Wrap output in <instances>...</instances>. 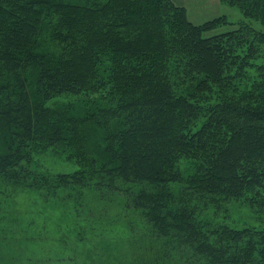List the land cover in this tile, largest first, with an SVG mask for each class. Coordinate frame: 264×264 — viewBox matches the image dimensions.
<instances>
[{"label": "trees", "instance_id": "1", "mask_svg": "<svg viewBox=\"0 0 264 264\" xmlns=\"http://www.w3.org/2000/svg\"><path fill=\"white\" fill-rule=\"evenodd\" d=\"M218 1L242 19L193 23L176 0H0L2 193L120 194L181 264H264V0ZM66 96L79 98L49 105ZM51 147L73 149L81 166L40 171L34 155ZM177 183L183 195L168 190ZM195 195L242 199L263 225L201 219L187 204ZM115 223L101 220L99 244L81 228L69 253L84 252V264H150L143 240L134 260L99 257Z\"/></svg>", "mask_w": 264, "mask_h": 264}, {"label": "rangeland", "instance_id": "2", "mask_svg": "<svg viewBox=\"0 0 264 264\" xmlns=\"http://www.w3.org/2000/svg\"><path fill=\"white\" fill-rule=\"evenodd\" d=\"M176 1L186 7L188 17L193 23H201L218 14H226L232 22H237L243 17L236 7L219 1ZM228 28L230 25H223L207 34L218 33ZM216 96L212 93L206 94L201 97V101L207 103ZM78 98L66 96L50 101L49 105L59 107V105L63 106V103L77 102ZM71 150L73 149L65 147L54 150L51 147L34 155L33 162L40 171L48 174L70 173L81 166V161L77 158L70 159ZM177 184H170L168 190L175 195H183L178 190L181 184ZM9 186L11 187L2 193V183H0V264L3 260H9L13 264H43L48 256L54 260V257L58 255L77 264H84L88 257L84 252L70 254L69 250L73 249L71 243L78 238L79 233L82 232H78L81 228L84 230L81 238L94 239V242L96 240L98 244L102 242L100 236L105 232H101V220L116 221V223L113 225V230L108 232L109 235L102 237L103 241L107 237L110 241L107 245L103 244L105 249L102 255L99 252V257L105 258L114 254L121 258L126 253L127 259L134 260L131 256L134 251L133 241L143 240V245L150 248L148 251L142 250L141 252V254L144 253L145 259L148 258L146 263L152 264V258H158L157 264H181L179 258L173 253V243L154 244L149 239L150 227L144 224L145 220L140 217L139 211L133 212L131 209L123 208L120 194L104 195L99 191H83L81 195L76 197L73 195L69 201L62 202L55 201L53 197L46 198L38 191L22 185ZM181 187L183 188V185ZM187 204L191 206L190 211L194 210L201 219L205 220L215 222L220 220L224 224H237L238 227L242 225L259 226L263 222L262 218L258 219L256 212L245 206L246 203L242 199L227 200L217 197L216 202L212 203L208 198L203 200L195 195ZM129 226L132 229H128ZM23 228L25 230L22 233L25 235L20 232ZM23 237H27V240H23ZM62 237L66 240L65 244L59 241ZM163 251L166 259H164ZM71 255L74 257L72 258Z\"/></svg>", "mask_w": 264, "mask_h": 264}, {"label": "crops", "instance_id": "3", "mask_svg": "<svg viewBox=\"0 0 264 264\" xmlns=\"http://www.w3.org/2000/svg\"><path fill=\"white\" fill-rule=\"evenodd\" d=\"M214 1H216V2H217L218 0H214Z\"/></svg>", "mask_w": 264, "mask_h": 264}]
</instances>
